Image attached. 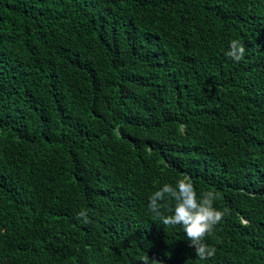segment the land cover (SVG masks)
<instances>
[{
    "label": "trees",
    "instance_id": "trees-1",
    "mask_svg": "<svg viewBox=\"0 0 264 264\" xmlns=\"http://www.w3.org/2000/svg\"><path fill=\"white\" fill-rule=\"evenodd\" d=\"M182 173L207 259L148 209ZM0 264H264V0H0Z\"/></svg>",
    "mask_w": 264,
    "mask_h": 264
},
{
    "label": "clouds",
    "instance_id": "clouds-1",
    "mask_svg": "<svg viewBox=\"0 0 264 264\" xmlns=\"http://www.w3.org/2000/svg\"><path fill=\"white\" fill-rule=\"evenodd\" d=\"M245 54L242 41L230 40L227 49L229 57L239 62ZM217 197L218 193L211 191L198 195L190 176L182 173L174 183L165 182L151 193L148 209L155 217L162 219L164 224L182 226L195 254L201 259H207L215 255L216 248L208 244L205 237L212 232L225 214L224 211L214 207V200ZM169 201H174V204H169ZM165 207L170 209L171 214H163L162 209ZM76 215L83 218L82 222H87L85 211H80Z\"/></svg>",
    "mask_w": 264,
    "mask_h": 264
}]
</instances>
